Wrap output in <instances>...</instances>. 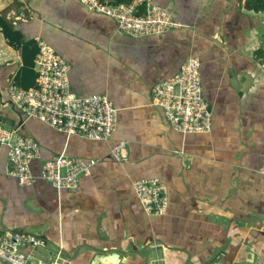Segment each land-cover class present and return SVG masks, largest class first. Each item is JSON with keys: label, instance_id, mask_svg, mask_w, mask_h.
<instances>
[{"label": "crops", "instance_id": "obj_1", "mask_svg": "<svg viewBox=\"0 0 264 264\" xmlns=\"http://www.w3.org/2000/svg\"><path fill=\"white\" fill-rule=\"evenodd\" d=\"M151 2L181 26L134 38L78 0H0V126L40 147L32 183L20 186L0 146V233L42 238L24 251L43 263L59 247L63 264H264V0ZM38 40L68 62L74 93L105 94L118 108L108 141L25 118L10 100L9 85L35 83L34 67L22 68L35 57L24 44L37 50ZM192 56L211 110L206 133L174 130L151 103L152 86ZM121 141L118 161L110 147ZM60 153L96 163L76 187L57 191L38 173ZM152 177L167 189L161 215H147L132 186Z\"/></svg>", "mask_w": 264, "mask_h": 264}, {"label": "built area", "instance_id": "obj_2", "mask_svg": "<svg viewBox=\"0 0 264 264\" xmlns=\"http://www.w3.org/2000/svg\"><path fill=\"white\" fill-rule=\"evenodd\" d=\"M86 10L112 18L120 33L137 38L158 35L181 24L165 7L151 0L106 3L102 0H78ZM35 83L28 88L15 84L8 87V96L25 118L41 121L66 135H77L93 141H108L116 127L118 108L101 93L79 95L70 89L68 62L43 40L37 42L33 60ZM151 103L159 107L168 124L181 133H206L211 127V110L202 94L200 60L186 58L178 73L151 88ZM0 146L7 151L6 174L20 186L34 178L30 164L40 158L38 142L16 129L0 126ZM125 142L110 147L118 161L124 159ZM96 159H80L60 153L41 161L38 178L57 191L76 187L89 174ZM258 172L264 174V153ZM134 193L147 215L166 212L168 197L165 185L156 177L135 179ZM43 239L28 232L0 233L2 264H63L58 247L43 263L24 251L26 246H41Z\"/></svg>", "mask_w": 264, "mask_h": 264}, {"label": "trees", "instance_id": "obj_3", "mask_svg": "<svg viewBox=\"0 0 264 264\" xmlns=\"http://www.w3.org/2000/svg\"><path fill=\"white\" fill-rule=\"evenodd\" d=\"M129 1H130V0H117L116 3H120V2H129ZM1 28H2V30L4 31V34H5L7 37H10L12 34H14V32H11V31L8 29L7 25H6L3 21H1ZM29 50H30V53H32V56H34V55H35L34 53L37 51V50L35 49L34 44H33L32 41H28V42H26V43L24 44V54H25L26 51H29ZM24 58H25V57H24ZM31 60H32V59H31ZM31 66H33V62H32V61H31V62H27V61H26V65L24 64V66H23V68H22V70H23V74L25 73V71H26V72L29 71L30 68H31ZM20 80H21V79H20ZM33 81H34V76H33ZM33 81H32V78H31L30 82L22 83V84L19 82V84H20V86L23 87V88H28L29 86H31V85L33 84Z\"/></svg>", "mask_w": 264, "mask_h": 264}, {"label": "water", "instance_id": "obj_4", "mask_svg": "<svg viewBox=\"0 0 264 264\" xmlns=\"http://www.w3.org/2000/svg\"><path fill=\"white\" fill-rule=\"evenodd\" d=\"M104 256V258H111L112 259V257H111V255H103ZM248 264H253V263H250V262H248Z\"/></svg>", "mask_w": 264, "mask_h": 264}]
</instances>
